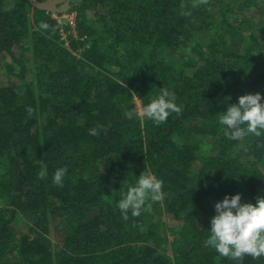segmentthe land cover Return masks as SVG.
Wrapping results in <instances>:
<instances>
[{"label": "trees", "instance_id": "1", "mask_svg": "<svg viewBox=\"0 0 264 264\" xmlns=\"http://www.w3.org/2000/svg\"><path fill=\"white\" fill-rule=\"evenodd\" d=\"M65 13L70 47L52 16ZM163 87L180 113L126 117ZM256 93L264 0H0V264H264L207 243L216 202L264 196V133L231 141L218 123ZM144 171L166 195L125 220L117 201Z\"/></svg>", "mask_w": 264, "mask_h": 264}, {"label": "clouds", "instance_id": "2", "mask_svg": "<svg viewBox=\"0 0 264 264\" xmlns=\"http://www.w3.org/2000/svg\"><path fill=\"white\" fill-rule=\"evenodd\" d=\"M47 27V25H42ZM260 93L240 96L238 102L230 104L227 110L219 114L218 123L231 141H242L248 135L261 136L264 133V103ZM175 93L161 88L157 98L143 106L142 109L129 110L128 119H149L159 125L165 123L172 113H180ZM89 135H99V127L89 130ZM67 168H59L54 174L53 182L62 185ZM45 173H41V178ZM166 193L163 181L153 173L144 171L128 186V190L117 201L122 217L127 220L132 216L149 211V201H161ZM216 215L211 218L208 245L221 256L241 261L245 255L259 258L264 256V196H258L256 203H242V194L226 195L222 201L215 203Z\"/></svg>", "mask_w": 264, "mask_h": 264}, {"label": "rangeland", "instance_id": "3", "mask_svg": "<svg viewBox=\"0 0 264 264\" xmlns=\"http://www.w3.org/2000/svg\"><path fill=\"white\" fill-rule=\"evenodd\" d=\"M63 22H64L63 26H66L67 25L66 21H63ZM76 28H77V22L75 21V24L73 25V28H71L70 30H65L64 28L61 30L62 41L65 42V46L66 47H70L71 46V43H70L71 39H72L71 37L76 38V39L78 38V31H77ZM17 90L18 91H22L24 89L21 88V89H17ZM136 103H137L138 108L142 109L141 103L138 100L136 101ZM233 156L238 157V154L237 153L233 154ZM199 171H200L199 167L197 166V168L195 169V172L193 173V175L197 176ZM261 190L264 191V188H261ZM26 233L32 235V232L30 230H27ZM50 234L51 235H46L44 237L48 238L50 240L51 247L53 249H56L60 245L61 236L58 233V231H55L52 228H51V233ZM18 236H20V232L18 233ZM175 237H176V234H174V233H170L168 235V239L170 241L174 240Z\"/></svg>", "mask_w": 264, "mask_h": 264}, {"label": "water", "instance_id": "4", "mask_svg": "<svg viewBox=\"0 0 264 264\" xmlns=\"http://www.w3.org/2000/svg\"><path fill=\"white\" fill-rule=\"evenodd\" d=\"M29 1L34 5V7L51 12L56 10V6L58 4L65 2L66 0H50L47 2H39L37 0H29Z\"/></svg>", "mask_w": 264, "mask_h": 264}, {"label": "built area", "instance_id": "5", "mask_svg": "<svg viewBox=\"0 0 264 264\" xmlns=\"http://www.w3.org/2000/svg\"><path fill=\"white\" fill-rule=\"evenodd\" d=\"M52 16L62 26H63V23H64L63 21H66V23H67V25L69 26L70 29L73 28V25L75 24V21H76V14L75 13H65L63 15L53 14Z\"/></svg>", "mask_w": 264, "mask_h": 264}]
</instances>
